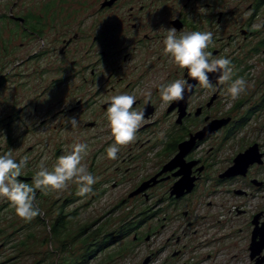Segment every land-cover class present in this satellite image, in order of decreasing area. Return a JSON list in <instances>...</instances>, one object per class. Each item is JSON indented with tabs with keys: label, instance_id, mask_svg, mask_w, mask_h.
<instances>
[{
	"label": "flooded vegetation",
	"instance_id": "af4514ba",
	"mask_svg": "<svg viewBox=\"0 0 264 264\" xmlns=\"http://www.w3.org/2000/svg\"><path fill=\"white\" fill-rule=\"evenodd\" d=\"M171 27L177 36L212 32L205 51L212 58L230 61L232 80L220 83L221 73H209L211 87L205 88L187 69L178 68L164 52L166 30ZM251 57L258 65L264 64V0H0L4 125L10 128L24 114L26 117V110L39 112L42 102L57 99L65 103L55 111L64 118L61 129L86 137L88 130L97 127L94 137H108L97 149L103 151L114 142L108 124L101 130V121H81L80 116L88 112L108 123L107 107L117 94L135 95L132 110L144 112L135 141L121 149L116 159L126 172L133 165L137 170L149 164V172L127 194L131 199L144 198V208L128 211L112 230L99 221L82 227L83 244L73 264L100 260H104L102 264H122L126 258L137 257L142 248L147 253L139 264H150L154 254L163 251L177 256L186 245L182 239L190 241L202 219L210 227L226 225L215 213V220L209 216L208 207L217 196L220 206L229 198L237 202L234 216L240 217L238 230L245 228L247 234L249 264H264V130L246 132L255 113L264 111V75L255 82L246 81L245 91L234 100L228 92L233 80L249 79L247 71L253 65L244 64L243 59ZM177 79L187 80L191 90L186 89L179 102L165 104L160 88ZM55 91L57 97L51 94ZM71 118L79 121L76 127L67 121ZM44 121L42 118L40 124ZM248 148L257 151L259 160L245 169L242 165V173L223 175L236 155ZM220 152L229 154L222 166L216 161ZM119 180L111 182L116 186ZM178 181L184 186L177 194L172 190ZM107 182L96 181L93 186L101 187L91 188L90 198L104 194ZM62 202L47 226L49 239L62 233L53 234L51 227L59 214L69 220L71 211H64L67 199ZM195 205L205 211L200 217L194 213ZM172 241L181 244L170 251ZM60 249L56 254L49 250L48 255H55L52 264H71L70 247L61 244Z\"/></svg>",
	"mask_w": 264,
	"mask_h": 264
},
{
	"label": "rangeland",
	"instance_id": "374dc122",
	"mask_svg": "<svg viewBox=\"0 0 264 264\" xmlns=\"http://www.w3.org/2000/svg\"><path fill=\"white\" fill-rule=\"evenodd\" d=\"M243 60L244 64L252 63L253 65V68L247 71L249 79H246V81L255 82L257 76L264 75V72H259L264 64L258 65L255 57H251L248 60L244 58ZM25 90H29V88H25ZM51 94L57 95L56 91ZM54 97L57 96L54 95ZM56 100L52 99L48 103L42 102L39 105V112L30 113V111L27 112L26 110V117L24 114L22 116L23 119L19 122H14L10 128L4 125L7 119L5 113L1 111L4 102L0 101V117L2 118L0 121V155L11 151L12 158L17 162L27 157L28 163L22 170V175L17 179L31 186L33 177L42 162L51 171L59 156L68 154L75 143H84L88 145V154L82 163L87 165V171L96 181L108 179V182L105 183L107 190L96 199L90 198V192L85 197L79 195V185L75 182H69V187L62 191L38 189L36 190L37 196H35L33 206L39 210L40 214L30 221L19 218L11 202L6 197H0V264H52L55 255H48L49 250H54V254H56V251L61 250V244L66 248L70 247V263L73 264L78 259L77 256L81 250L79 246L83 244L81 232H79L82 227L99 221L100 225L112 230L118 225L120 217H127L128 211L144 208V198L131 199L128 198L127 194L129 192L128 189L133 188L135 182L143 178L146 172H149V164H142V166H138L137 170L134 168L135 165H133V169L126 172L123 164L116 162V159L114 161L107 158V148L103 151L97 150L104 143V140L108 138L103 135L100 138L94 137L97 127H94L93 131L88 130L86 137L83 135L74 136V132L68 133L66 130H62L61 123L64 122V118L55 111L63 107L65 103L63 104L62 102L61 104ZM6 105L8 106L9 103L6 102ZM4 107L6 106L4 105ZM24 118L26 119L24 120ZM42 118L46 121L40 124ZM90 118L101 121L99 126L101 130L108 124L101 118L94 115L90 116L88 112L80 116L81 121ZM38 126L39 128H37ZM257 129L264 130V111L255 113V116L252 117L246 127V132L249 133L250 131V133H253ZM126 147L120 146V150L124 151ZM134 147L136 146L134 145ZM228 155V153L220 152L219 159L216 161L219 163L224 162L226 161L225 157ZM111 162L114 165L108 166ZM118 164L120 165L119 168L117 167ZM222 165L221 163L220 166ZM116 178L121 179V181H117L118 184L114 186L111 181ZM99 187L96 189L95 186L91 185V188L95 190H98ZM219 197L215 198L214 202L208 207V211L212 219L215 220L217 217L224 220L226 222V225L224 224L225 227L224 225L222 229H218L215 226L210 227V225L204 223L206 220L202 219L201 223L198 222L197 233L192 236V239L190 241L185 238L182 239V242H185L186 245L180 254L171 257L168 251L155 253V257L150 264H182V261H187L188 264H249L250 260L246 246L247 234L245 233V228H242V231L238 230L240 217L234 216V203L236 204L237 202L234 198H229L225 202L226 204L220 206ZM63 198L67 199L64 211H75L76 213L69 217V224L66 230L62 231L58 237L53 236L49 239L50 233L47 226L52 222L58 207L63 203ZM250 203L254 206L256 201L253 200ZM182 206H184L182 208H185V204ZM242 208L249 209L250 207L242 206ZM195 210L196 212L194 213L197 217H200L205 212L197 207ZM214 213L216 217L213 218ZM206 239L209 243L204 245ZM48 240H50V243ZM198 241L202 242L198 243L197 247L195 244ZM180 244L181 242L175 244L172 241L168 246V250L172 251L173 248H177ZM109 251L111 250H106L107 253ZM146 253L147 251L142 248L137 257L134 259L126 258L122 260V264H139L140 257ZM103 261L100 260L96 264H102ZM90 264H94V261ZM104 264L108 263L105 262Z\"/></svg>",
	"mask_w": 264,
	"mask_h": 264
},
{
	"label": "clouds",
	"instance_id": "9594fccd",
	"mask_svg": "<svg viewBox=\"0 0 264 264\" xmlns=\"http://www.w3.org/2000/svg\"><path fill=\"white\" fill-rule=\"evenodd\" d=\"M255 27L259 29L261 25L257 24ZM166 32L163 41L165 54L178 68L187 69L188 75L193 80L198 81L205 88L211 87L209 73H221L218 76L220 83L232 80L230 61L226 58H212V54L205 51L212 42V32L191 31L177 36L174 27L167 29ZM246 83L242 77L231 82L228 92L233 100L245 91ZM191 87L187 80L177 79L166 86H161V99L165 104L179 102L184 99L185 90L190 91ZM148 96L150 97L151 93H148ZM135 103L136 97L131 94H117L110 98L107 122L114 143L106 150L108 159H117L120 146L129 145L136 139L137 130L144 121V112L133 111ZM67 121L73 127L78 125L75 118ZM87 150L88 145L75 143L68 154L58 157L51 171L42 162L31 186L17 179L22 175L28 158L24 157L17 162L12 158L11 151L0 155V197H6L11 202L19 218L30 221L40 214L33 206L38 189L62 191L69 187V182H75L79 185V195L89 193L91 185L96 180L87 171V165L82 163L88 154Z\"/></svg>",
	"mask_w": 264,
	"mask_h": 264
},
{
	"label": "water",
	"instance_id": "95a60500",
	"mask_svg": "<svg viewBox=\"0 0 264 264\" xmlns=\"http://www.w3.org/2000/svg\"><path fill=\"white\" fill-rule=\"evenodd\" d=\"M257 157H258L257 151L253 150V148H248L244 152L236 155V157L234 158L233 165L229 169H227V171H225L223 175H234L237 173H242L241 166L244 165V169H245L247 164L253 162L254 160H259ZM238 166H240V168H238ZM152 182H155V180L153 179ZM147 183H149V181ZM182 186H184V184L180 183L179 181L176 182L173 185L172 192L174 191L176 193L177 192L180 193L181 189L183 188ZM143 187H145V185L141 186L139 189H142Z\"/></svg>",
	"mask_w": 264,
	"mask_h": 264
},
{
	"label": "trees",
	"instance_id": "16d2710c",
	"mask_svg": "<svg viewBox=\"0 0 264 264\" xmlns=\"http://www.w3.org/2000/svg\"><path fill=\"white\" fill-rule=\"evenodd\" d=\"M75 213V211H71L69 217L74 215ZM68 222L69 220H67L66 215L59 214V217H56L54 223L51 225L53 234H60L62 230H65V228H67Z\"/></svg>",
	"mask_w": 264,
	"mask_h": 264
}]
</instances>
